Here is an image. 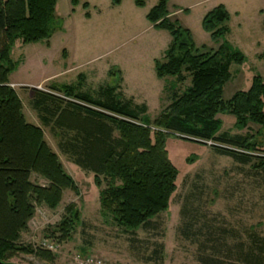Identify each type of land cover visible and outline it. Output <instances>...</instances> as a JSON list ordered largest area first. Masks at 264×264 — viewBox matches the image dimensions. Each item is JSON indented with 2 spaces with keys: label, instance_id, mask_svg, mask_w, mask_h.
I'll return each mask as SVG.
<instances>
[{
  "label": "trees",
  "instance_id": "obj_1",
  "mask_svg": "<svg viewBox=\"0 0 264 264\" xmlns=\"http://www.w3.org/2000/svg\"><path fill=\"white\" fill-rule=\"evenodd\" d=\"M58 1L0 0V264H19L11 261L19 255L54 261L51 250L24 244L22 234L29 230L37 207L54 210L65 191L79 194L74 178L46 142L43 128L27 121L9 77L18 67L12 58L18 41L24 45L49 42L62 29L63 19L56 16ZM134 1L138 7L145 6L144 0ZM112 2L119 5L121 0ZM78 3L71 0L73 6ZM168 4L169 0H159L146 15L155 29L167 30L172 37L163 58L155 61L156 75L176 82L189 78L190 85L180 94L173 91L170 104L154 119L147 116L146 104H135L118 94L119 68L109 71L117 82L105 86L96 98L65 84L32 89V107L41 124L60 138L61 152L83 171L94 174L100 189V214L129 233L150 228L153 219L168 210L177 190L179 172L166 149L170 136L199 145L211 142L216 154L244 165L253 163L256 171L264 172V150L257 137H264L263 77L254 76L247 91L223 99L225 85L232 79V64L245 62L240 51L221 42L228 32V10L220 4L202 20L212 41L220 43L216 51L208 52L196 47L192 32L172 18ZM220 114L234 116L239 130L250 124L260 130L257 135L244 136L220 133ZM34 174L45 184L33 182ZM192 212L184 204L179 232L197 242L200 264H264V237L250 233L247 241L229 244L227 229L206 216L200 223L202 216L194 218ZM81 223L80 208L70 203L62 218L44 229V238L69 242ZM154 245L145 262L162 264L163 245ZM131 250L139 253L132 240Z\"/></svg>",
  "mask_w": 264,
  "mask_h": 264
},
{
  "label": "rangeland",
  "instance_id": "obj_2",
  "mask_svg": "<svg viewBox=\"0 0 264 264\" xmlns=\"http://www.w3.org/2000/svg\"><path fill=\"white\" fill-rule=\"evenodd\" d=\"M144 1L145 6L138 7L134 0H121L119 5H114L112 0H79L77 6H73L71 0H59L56 16L64 20V29L56 31L49 43L24 45L18 41L13 48L12 58L19 67L9 77L22 100L25 117L28 122L43 128L46 142L74 178L79 194L65 191L60 206L54 210L37 207L29 230L22 234V242L34 248H47L46 243L52 244L55 260L50 262L34 255H19L11 259L12 262L78 264V257H94L101 264H155L145 262L144 258L152 254L154 244L158 243L164 248L162 264H200L197 242L185 239L179 232L184 204L192 209L194 218L202 216L200 223L206 216V220H213L227 229L229 244L239 239L247 241L250 233L264 237V172L256 171L253 163L244 165L216 154L209 144L199 145L168 137L166 149L179 172L177 190L168 210L153 219L150 228L129 233L100 214V189L94 182V174L83 171L62 153L60 138L39 121L31 104L33 88L46 90L52 84L69 83L76 91H82L77 82L84 76L83 89L94 88L90 93L96 98L101 85L117 82L105 73L103 66L107 63L122 70L124 82L119 81L118 94L134 103L146 104L147 116L151 119L170 102L173 91L180 94L190 85L189 78L176 82L175 78L157 77L154 59L164 56L172 37L167 30L150 27L151 23L146 19L159 0ZM85 3L89 4L88 9L84 8ZM220 4L230 14L228 32L221 42L226 41L245 56L243 64L233 63L230 68L232 79L225 85L223 93V99L227 101L236 92L247 91L254 76L260 75L264 79V0H169L168 8L172 18L192 32L196 47L211 52L216 51L220 43L212 41L202 27V20ZM184 9L188 12L184 13ZM86 12L91 18H86ZM69 54L74 62L71 65L70 59L65 60ZM98 56L101 57L96 58ZM48 77L49 80L44 81ZM219 117L223 122L220 133L244 136L257 135L260 130L255 124L239 130L234 116L220 114ZM257 137L259 147L264 150V137ZM32 181L45 184L35 174ZM70 203L80 208L82 220L72 240L59 243L45 239L44 229L56 224ZM131 240L138 248L137 255L131 250Z\"/></svg>",
  "mask_w": 264,
  "mask_h": 264
},
{
  "label": "crops",
  "instance_id": "obj_3",
  "mask_svg": "<svg viewBox=\"0 0 264 264\" xmlns=\"http://www.w3.org/2000/svg\"><path fill=\"white\" fill-rule=\"evenodd\" d=\"M90 14V13H89ZM89 18H91V14H90V17ZM88 18V19H89ZM64 21V20H63ZM150 27H153V25L151 24V26ZM63 28V27H62ZM64 29V28H63ZM51 40H49V42H50ZM49 42H46V43H49ZM44 43V42H43ZM50 46H51V44H50ZM66 49V48H65ZM99 57H101V56H98V57H96V58H99ZM162 58H163V56H162ZM161 58V59H162ZM69 59L71 60V54H69V57H68V59L66 58L65 60H67V61H69ZM161 59H154V64H155V61L156 60H161ZM15 61V60H14ZM72 63H74L72 60H71V62H70V65L72 64ZM76 64V63H75ZM111 66V67H110ZM18 67H19V63H18ZM17 67V68H18ZM104 71H105V73H107V74H109V71L111 70V69H113V67L114 68H119L118 66H113V65H110L109 63H107V64H105L104 66ZM120 69V68H119ZM121 70V69H120ZM121 77H122V70H121ZM46 80H49V77L48 78H46V79H44V81H46ZM86 79H85V77L84 76H80L79 77V81L77 82L78 83V88H79V90H82L81 92H85V93H88V94H91L90 92L92 91V90H94V88L93 89H91V88H87L86 90H84L83 89V86H84V81H85ZM122 81L124 82V79H123V77H122ZM13 84H16V83H14L13 82ZM65 84V83H64ZM65 85H70L69 83H67V84H65ZM71 86H74V85H71ZM106 86V84L103 86V85H101V89L99 90V92L104 88ZM14 88H15V86H13ZM95 88H97V86H95ZM96 90V89H95ZM165 90V89H164ZM170 102H171V99H170ZM169 102V103H170ZM169 103H166V105L165 106H167V104H169ZM135 104H137V103H135ZM139 105V104H138ZM162 110V109H161ZM147 112H148V110H147ZM161 112V111H160ZM34 124V123H33ZM36 125V124H35ZM37 126H39V125H37ZM39 127H41V126H39ZM24 234V233H23Z\"/></svg>",
  "mask_w": 264,
  "mask_h": 264
},
{
  "label": "built area",
  "instance_id": "obj_4",
  "mask_svg": "<svg viewBox=\"0 0 264 264\" xmlns=\"http://www.w3.org/2000/svg\"><path fill=\"white\" fill-rule=\"evenodd\" d=\"M211 142H209L210 144ZM45 246L49 248L50 250L53 248L52 244L46 243ZM76 262L78 264H101L102 262L100 260L95 259L94 257H86V258H77Z\"/></svg>",
  "mask_w": 264,
  "mask_h": 264
}]
</instances>
